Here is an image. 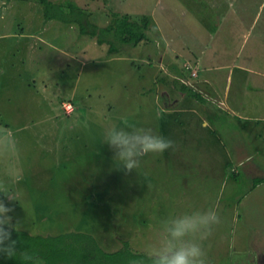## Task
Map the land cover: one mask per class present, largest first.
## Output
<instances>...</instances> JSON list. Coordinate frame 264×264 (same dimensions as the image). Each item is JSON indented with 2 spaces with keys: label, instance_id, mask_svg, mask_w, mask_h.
<instances>
[{
  "label": "rangeland",
  "instance_id": "374dc122",
  "mask_svg": "<svg viewBox=\"0 0 264 264\" xmlns=\"http://www.w3.org/2000/svg\"><path fill=\"white\" fill-rule=\"evenodd\" d=\"M71 1L100 27L114 11L147 15L148 38L111 53L78 24L46 20L38 0H0V188L16 198L0 200L12 223L149 256L169 210L214 207L208 264H264V200L221 144L243 134L253 150L239 151L264 166V120L245 119L264 116V0ZM131 124L172 146L125 171L103 133Z\"/></svg>",
  "mask_w": 264,
  "mask_h": 264
},
{
  "label": "trees",
  "instance_id": "16d2710c",
  "mask_svg": "<svg viewBox=\"0 0 264 264\" xmlns=\"http://www.w3.org/2000/svg\"><path fill=\"white\" fill-rule=\"evenodd\" d=\"M44 6L46 20L57 19L67 24H78L80 33L96 37L99 44H108L111 53L126 45H138L148 38L151 19L144 15L133 19L121 12H112L107 26L100 27L91 21L90 14L76 2L38 0ZM17 241L16 257L0 253V264H148V255L134 253L129 243L115 252H106L86 233L59 235H31L27 231H12ZM25 256L30 257L25 259Z\"/></svg>",
  "mask_w": 264,
  "mask_h": 264
},
{
  "label": "clouds",
  "instance_id": "9594fccd",
  "mask_svg": "<svg viewBox=\"0 0 264 264\" xmlns=\"http://www.w3.org/2000/svg\"><path fill=\"white\" fill-rule=\"evenodd\" d=\"M103 143L113 153L114 166L125 171L137 169L141 157L161 153L172 146V140L165 135L136 124L106 129ZM0 193L16 200L12 193L3 188H0ZM11 211L12 208L0 200V253L16 257L17 241L12 238V231L19 232L20 224L12 223ZM219 222L220 217L214 207L182 212L169 210L160 220L163 239L159 247L149 254L148 264H208L201 242ZM29 258L25 256V259Z\"/></svg>",
  "mask_w": 264,
  "mask_h": 264
},
{
  "label": "crops",
  "instance_id": "0c3cea01",
  "mask_svg": "<svg viewBox=\"0 0 264 264\" xmlns=\"http://www.w3.org/2000/svg\"><path fill=\"white\" fill-rule=\"evenodd\" d=\"M242 69L247 71V72H252V73L256 72V71H252L251 69L250 70L244 69V68H242ZM229 71L232 72V75H233L234 71L230 68H229ZM230 72L228 74L229 75L228 78H229L230 82H233V77H231ZM204 74H206V72ZM258 74H261L264 76V73L258 72ZM207 81H208L207 82L208 84L213 85V83H211V82H213L212 78H209ZM254 87L259 88L264 92V82L261 85H260V83L257 82L256 86H254ZM229 91H230V89H227L225 98L221 101L222 104L225 103L226 105H228L226 102V99L230 94ZM222 106H224V105H222ZM237 112H239V111H237ZM259 115L261 116V114H259ZM259 115L256 117L245 116V119L246 120H253V119L262 118L264 120V116L260 117ZM204 124L206 126H209L208 121H206V120L204 121ZM247 126H246L247 130L251 129L250 125H247ZM256 128H258V137L260 138V140L264 141V126L258 125V127H256ZM251 130H253V126H252ZM237 133H239V132L236 131V134ZM241 135L240 134L237 135V137L242 140L240 142V144L238 143L239 140L236 142L233 137H229V136H227L224 143L222 142L221 144L225 145V150H233L231 152L232 154H231V156H230L231 158H229V160H230V162L236 164V172L239 175L238 177H240L241 171H243V173H246L247 177H249L250 179H253V181H252L253 184L249 185L250 191L251 192L254 191V192L259 193L258 197H260V199L263 198L262 200H264V166L262 164H259L258 162L257 163L254 162V159L256 158L254 156V153H251V152L242 153L241 151H239V150H253L252 147L250 146V141L249 142L245 141L244 140L245 136L243 134H241ZM238 146H239V148H238ZM257 150H264L263 142L261 145H259L257 147ZM244 198H242L241 201H239V202H242ZM247 202L248 201H246L245 204Z\"/></svg>",
  "mask_w": 264,
  "mask_h": 264
}]
</instances>
